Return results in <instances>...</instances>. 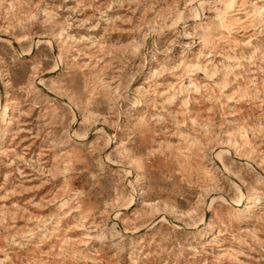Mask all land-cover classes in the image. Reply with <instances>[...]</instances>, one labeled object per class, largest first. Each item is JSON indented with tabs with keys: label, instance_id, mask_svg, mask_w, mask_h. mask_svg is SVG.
Listing matches in <instances>:
<instances>
[{
	"label": "rangeland",
	"instance_id": "1",
	"mask_svg": "<svg viewBox=\"0 0 264 264\" xmlns=\"http://www.w3.org/2000/svg\"><path fill=\"white\" fill-rule=\"evenodd\" d=\"M6 103L0 264H264V0H0Z\"/></svg>",
	"mask_w": 264,
	"mask_h": 264
},
{
	"label": "bare ground",
	"instance_id": "2",
	"mask_svg": "<svg viewBox=\"0 0 264 264\" xmlns=\"http://www.w3.org/2000/svg\"><path fill=\"white\" fill-rule=\"evenodd\" d=\"M200 66V65H199ZM193 66H189V68H192ZM11 108H12V103H6V105L5 106H0V116L3 118V119H5V118H7L8 116H9V114H10V110H11ZM242 200H243V194H242V196H241V198L238 200V201H236L237 203H239V204H242ZM244 204H245V206H244ZM246 204H247V202H245V203H243L242 205H241V207L242 206H244V208H246ZM205 218H203V222H205ZM205 224H207L206 226L209 228V227H211V223H207V222H205Z\"/></svg>",
	"mask_w": 264,
	"mask_h": 264
}]
</instances>
